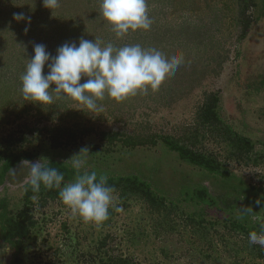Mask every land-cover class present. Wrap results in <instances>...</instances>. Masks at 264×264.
<instances>
[{"label": "rangeland", "instance_id": "obj_1", "mask_svg": "<svg viewBox=\"0 0 264 264\" xmlns=\"http://www.w3.org/2000/svg\"><path fill=\"white\" fill-rule=\"evenodd\" d=\"M146 3L151 29L117 38L100 14L99 0H59V7L51 10L43 0H0V151L10 145L11 151L34 154L29 162L65 164L87 148L83 170L99 166L113 176L139 175L174 201L181 198V186L196 184L222 198V206L232 205L237 195L250 199L251 187L261 189L258 196L264 197L263 0ZM244 5L248 8L242 12ZM16 14H23L25 21L17 22ZM82 39L101 46L140 44L165 57L182 56L183 63L155 91L119 102L106 94L97 101L103 109L98 112L58 99L55 93L51 105L25 101L20 77L34 47L44 45L55 57L61 46L78 47ZM86 80L82 77L80 83ZM211 96L218 100L216 122L204 125L198 113ZM55 135L63 144L58 148L51 143ZM106 136L142 144L130 150L118 141L108 144ZM233 136L249 140L252 151L235 150L227 140ZM164 138L215 157L234 175L229 186L242 181L247 189L240 195L238 189H224L220 176L213 179L181 161L163 144ZM96 145L101 149H93ZM4 162L0 155V216L9 217L24 207L29 169L20 161L2 175ZM113 195L115 206L123 211L110 208L101 223L73 216L59 197L31 195L28 207L34 226L18 253L21 264H264V247L250 244L249 236L224 221L238 210L229 213L191 203L152 207L140 197L124 199L120 189ZM258 201L246 208L249 226L258 225L255 217L264 218V201ZM199 214L207 222L199 225ZM4 225L0 219V228ZM5 248L11 251L0 252V261L11 264L15 250L0 239V250Z\"/></svg>", "mask_w": 264, "mask_h": 264}, {"label": "clouds", "instance_id": "obj_2", "mask_svg": "<svg viewBox=\"0 0 264 264\" xmlns=\"http://www.w3.org/2000/svg\"><path fill=\"white\" fill-rule=\"evenodd\" d=\"M43 4L51 10L59 7V0H43ZM99 6L103 20L117 38L129 32L151 29L146 0H99ZM14 19L25 21L23 14H16ZM182 63V56L165 57L161 51L140 44L116 47L108 43L101 46L96 40L82 39L78 47L74 43L64 44L55 57L46 51L44 45L38 44L20 77V91L25 101L41 106L51 105L55 93L58 99H70L90 112H98L103 109L97 101L103 100L106 94L119 102L138 92L155 91ZM46 64L48 72L45 75ZM82 77H87L83 84L80 83ZM51 85L55 88L51 89ZM87 155L88 149H81L79 155L65 163L71 164L76 172L73 182H64L62 173L49 163V166L42 163L47 160L35 163L24 160L21 164L29 169L28 180L34 192H39L41 185L48 189L60 187L59 197L73 216L85 222L101 223L108 219L110 208L116 212L123 209L115 206V188L108 185L107 175H98L96 171L81 172ZM255 219L261 231H251L249 243L264 247V218L257 216ZM10 251V248L0 250Z\"/></svg>", "mask_w": 264, "mask_h": 264}, {"label": "trees", "instance_id": "obj_3", "mask_svg": "<svg viewBox=\"0 0 264 264\" xmlns=\"http://www.w3.org/2000/svg\"><path fill=\"white\" fill-rule=\"evenodd\" d=\"M264 3V0H263ZM248 6L244 5L242 8V12H245ZM264 11V8H263ZM245 33V32H244ZM217 98L215 96L210 97V101L208 103H204L202 108L198 113V119L201 121L202 124H212L216 122V116L214 113V106H216ZM73 137H71L72 140ZM108 139V144H113L115 141H118L123 145L124 148L133 149L141 142H137L132 140L131 138H124L121 136H115ZM228 141H231L235 146V150H245L247 154H249L253 149V144L247 140L246 138H241L240 136H233V138H227ZM163 144L171 151L176 152L177 157L183 161L188 163L191 166L199 168L201 171L213 176V179L220 176V184L224 189L235 192V189L239 191L237 194L240 195L242 193V189H247L246 185L242 181H238L239 183L236 184L234 187L229 186L228 179H233L234 175L227 171L223 167L219 161L216 160L215 157L207 156L204 153H200L196 150H193L183 144L175 143L168 138H164ZM51 143L53 148H58L62 146L61 140L59 136L55 135L51 137ZM154 143V142H153ZM67 144V143H66ZM155 144V143H154ZM10 145H6L2 151H0L1 157L5 160L4 164L2 165L1 174L5 175L10 169L16 166L22 160H29L32 161L35 158V155L29 152H25L23 155L18 153L17 151H11L9 149ZM107 147V145H104ZM103 147L105 152H108L110 149L108 147ZM93 149L96 151L101 149V146L96 145L93 146ZM17 152V153H16ZM46 166L55 167L60 173H62L65 177L64 182H73L75 179L76 172L72 168L70 164L59 163L55 161H51ZM91 172L96 171L98 175H107L108 177V185L112 186L116 189L122 190V196L124 199H129L131 196L140 197L144 201H146L152 207H164L166 204L169 206H179L178 203H184L185 205L191 203L194 206L200 205H207L209 207H216L220 211H228L229 213H234L235 210H238L237 214H233L228 218H225L224 221H229L231 223L232 229L239 231L243 235L249 236L251 231L260 232L261 229L259 225H252L249 226L247 223V213L246 208L249 207V203L252 202L256 204L257 201L260 199L264 201V197L258 196L260 193L259 188L251 187L249 193L250 199L246 197L241 200V197H235L233 199L232 205L229 206H222V203L225 204V201H222V198H217L212 196L209 193V190L204 185H183L179 191L180 199L174 201V199L170 198L169 196L164 195L163 193L160 194V190L153 187V185L146 179L142 178L136 174H125V175H117L113 176L109 171L106 169H101L99 166H92L88 170L81 169V172ZM60 187H53L51 189L45 188L41 185L39 192H34L29 186L25 193H24V207L20 210L16 211L15 213L11 212L9 217L4 215L0 216V219L5 220V225L0 228V239H2L5 243L9 244L12 249L15 250L14 259L11 264H21V259L18 257V253L21 250L22 243L26 239H28L31 235L32 227L34 226V221L32 220V216L29 214L30 208L28 207V199L31 195L34 194H41L47 196H56L59 197ZM232 194H228L231 196ZM244 197V196H243ZM242 197V198H243ZM60 198V197H59ZM247 199V200H245ZM244 200V201H243ZM173 206V207H174ZM190 216V217H189ZM189 220H193V215H189ZM198 224H204L206 219L204 216L198 215ZM249 216V214H248ZM242 220V221H241ZM210 222V221H209ZM214 224V223H212Z\"/></svg>", "mask_w": 264, "mask_h": 264}]
</instances>
